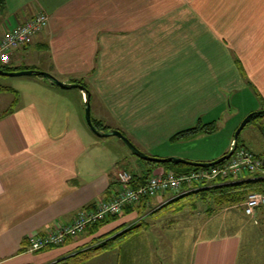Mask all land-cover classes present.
<instances>
[{
	"label": "crops",
	"instance_id": "0c3cea01",
	"mask_svg": "<svg viewBox=\"0 0 264 264\" xmlns=\"http://www.w3.org/2000/svg\"><path fill=\"white\" fill-rule=\"evenodd\" d=\"M2 1L8 17L0 23V38L34 15L49 18L31 44L12 54L11 66L82 83L90 92L97 129L120 131L144 153L159 141L174 142L176 133L199 121L209 128L217 125L213 118L206 122L205 115L227 108L228 96H238L235 109L244 115L264 109V0ZM49 82L41 77L25 81L39 88L37 95L58 88ZM245 97L251 101L248 108L238 106ZM74 100L80 110L84 92L77 91ZM21 103L0 114V264H57L85 247V233L37 252L28 250V237L43 235L56 223H71L79 210L110 198L117 186L114 173L126 168L115 166L112 174L92 163L96 135L88 134L78 111L72 119L78 125L69 127V115L63 120L62 111L53 112L43 98ZM232 142L212 157L189 161H214L228 153ZM170 156L175 155L159 157ZM130 160L133 169L126 171L134 184L145 183L156 167L148 173L153 167ZM128 209L89 239L135 222L136 212ZM208 231L203 226L187 233V250L182 256L176 252L177 264H238L239 232ZM144 245L119 246L83 264L174 263L171 250L154 253Z\"/></svg>",
	"mask_w": 264,
	"mask_h": 264
},
{
	"label": "rangeland",
	"instance_id": "374dc122",
	"mask_svg": "<svg viewBox=\"0 0 264 264\" xmlns=\"http://www.w3.org/2000/svg\"><path fill=\"white\" fill-rule=\"evenodd\" d=\"M3 3L4 2H1L0 0V23L8 17L5 16L8 15V13L4 8ZM2 30H4V24ZM29 78L30 76H0V87L10 89L8 91L0 92V114L18 108L19 105L22 104V100L23 102H26L32 99L39 98L40 100V98H43L48 104V107H53V112L54 110H57L58 112L62 111L63 120L65 114L69 115V127L78 125L73 122L75 115L77 116V111L81 116L80 119L82 123L87 125L84 117L85 100L83 101V106H80V110L75 105L74 95L79 91L78 89L63 90L52 88L55 91L51 90L42 92L41 95H37L39 88H36L32 84L25 83ZM227 98L229 99V108H225L219 114L211 113L210 115H205V121L209 120V118L216 120V126L218 128L216 127L217 129L214 133L203 134L190 140H182L178 142L167 141L162 144L163 141H159L155 144L160 145L152 147L150 150L146 151L145 154L152 157H159L161 154L167 155L171 153L175 156L170 157L195 160L196 158L212 157L221 152L224 148H227L241 121L249 113L261 111H251L244 115L243 111L242 113H239L235 109L237 107L235 103L237 102L236 98L234 99L233 95L228 96ZM245 100L246 101L243 103H239L238 106L241 104L245 108L250 107L251 101H249V97H245ZM214 115H216V117H212ZM85 127H87L88 134L92 133L88 126ZM95 137V146L90 150V160L92 163L94 162L96 165L97 163L100 164L102 168H107L106 170H109V172L112 171L115 166L116 168L122 167L131 171L133 168L131 167L130 162L133 160H130V157L135 159L138 163H142V161L136 158L119 138L115 136L105 138ZM127 138L129 139V137ZM237 147H245L257 155L260 160L262 159L264 155V118H256L243 128L238 138ZM125 153L129 158L127 160L123 159L122 161L125 162L123 163L121 159L126 156L124 155ZM155 167L152 168H155V170L151 175L174 173V171L162 166ZM197 173L198 170H193L188 174L182 175L192 176ZM114 175V177H116V172ZM114 179L117 188L118 183L116 178ZM220 181L221 179H219V177L215 179L192 177L185 180L183 184L185 186V188H183L184 192L180 191L177 194L171 192L164 193L157 199L150 201L148 205H141L134 209L133 212H136L135 222L122 223L105 232L101 236L91 239H89L92 235L91 233L87 234L83 232V234L85 233V235H87V242L84 246L88 247V245L99 244L106 239L119 236L126 229L134 227L132 231L128 232L123 238L118 240L116 247L121 246L124 249L128 246L127 249H129L130 245L147 244L144 245V247L154 253H160L162 250H171L172 258L174 259L173 264H177L179 260L176 257H179L180 254L176 255V252L180 251L182 256L183 250H187V241L189 239L187 236L190 235L187 233H193L196 229L204 226L206 229H209V231H212V234H218L221 236H225L227 233L239 232L241 250L238 264H264V208L258 210L254 217H248L242 213L243 201L231 205L227 204L220 206L215 204L210 198L201 200L198 196L192 194L195 190L214 186L215 183L221 184ZM257 193L264 194L263 192ZM121 216H117L114 220H119ZM168 229L172 231L168 232ZM134 231H138V233H134L132 235L133 238H127ZM135 234H137V236ZM80 235H82V233L78 235L79 237H76L80 239ZM164 264H167V262Z\"/></svg>",
	"mask_w": 264,
	"mask_h": 264
},
{
	"label": "built area",
	"instance_id": "2783aa9c",
	"mask_svg": "<svg viewBox=\"0 0 264 264\" xmlns=\"http://www.w3.org/2000/svg\"><path fill=\"white\" fill-rule=\"evenodd\" d=\"M49 18L44 13L34 15L12 30L6 31L0 38V65H7L12 54L19 48L32 43L35 36L47 26ZM215 179L217 177L232 181L264 178L261 160L245 147H236L231 157L225 162L199 170L196 175H175L162 173L151 175L144 184H134L132 176L125 170L116 172L118 187L108 199L97 200L90 206L79 210L73 221L68 224L56 223L43 235L33 234L28 237L30 252H37L48 247L62 245L68 238L85 232L86 228L114 215L130 205H135L146 198L157 199L167 192L177 194L181 185L190 178ZM264 207V194L250 193L243 203V214L254 217L257 209Z\"/></svg>",
	"mask_w": 264,
	"mask_h": 264
},
{
	"label": "trees",
	"instance_id": "16d2710c",
	"mask_svg": "<svg viewBox=\"0 0 264 264\" xmlns=\"http://www.w3.org/2000/svg\"><path fill=\"white\" fill-rule=\"evenodd\" d=\"M0 69L4 71H17L22 70L21 68H15L11 66V61L7 65H0ZM51 85H53L51 82H49ZM79 83V82H78ZM83 85L82 83H79ZM84 86V85H83ZM9 88L6 87H0V92L8 91ZM7 114V112H5ZM93 122V121H92ZM96 128L99 127V124L93 123ZM216 125L213 124V126L206 127V125H202L200 121L191 129L181 131L179 133H176L172 140L174 142L182 141V140H190L193 139L199 135L203 134H210L211 131L215 129ZM257 157V155H255ZM140 160V159H139ZM142 161V160H141ZM142 163L147 164L151 167L155 166H162L166 169H170L174 171L175 175L181 176L182 174H188L189 172L193 170H204L206 168H195L190 167L183 164H172V163H150L142 161ZM121 171V170H120ZM126 171V170H125ZM152 171V168L148 170V173ZM128 172V171H127ZM129 173V172H128ZM147 175V174H146ZM145 175V176H146ZM134 176V175H133ZM136 177V176H135ZM147 177V176H146ZM139 180H141L139 178ZM144 184V183H142ZM218 184V185H217ZM254 192H263L264 193V178H254V179H248V180H241V181H233V182H223L221 184L215 183L214 186L208 187V188H202L198 189L192 192L195 196H198L201 200H204L206 198H210L215 204L217 205H231L235 203L244 202L247 196L250 193ZM190 194V195H192ZM189 195V194H187ZM185 195V196H187ZM141 201L138 202L137 206L141 204ZM139 204V205H138ZM126 208V207H125ZM129 208L128 210H134V205L127 206ZM264 207H261V209ZM260 210V209H257ZM128 212V211H126ZM117 217V215L110 216L106 218L105 220L99 221L93 225H90L86 228L85 233L87 234H94L97 232V230L105 223L109 222L110 220H114ZM134 227L126 229L123 231L119 236H114L110 239H106L102 241L99 244L96 245H88L77 251L76 253L72 254L69 257H66L65 259H62L57 264H83L93 258L94 256L98 255L101 252H104L109 249H113L116 247V244L118 243V240L120 238H123L125 234L132 231ZM78 236V235H77ZM75 238V237H73Z\"/></svg>",
	"mask_w": 264,
	"mask_h": 264
},
{
	"label": "water",
	"instance_id": "95a60500",
	"mask_svg": "<svg viewBox=\"0 0 264 264\" xmlns=\"http://www.w3.org/2000/svg\"><path fill=\"white\" fill-rule=\"evenodd\" d=\"M0 76H6V77H19V76H30V77H41L43 79L49 80L54 86L63 89V90H68V89H78L80 91H83L85 94V103H84V117L87 126L89 129L98 137L100 138H105L109 136H115L119 138L131 151V153L138 159L145 161V162H150V163H172V164H183L187 165L190 167H195V168H209L213 167L216 165H219L226 160H228L231 155L233 154L235 148L238 145V138L243 130V128L252 120L256 118H264V110L257 111V112H252L249 113L239 124L237 127L234 135H233V142H232V147L226 153L225 155L221 156L220 158L210 161V162H194V161H189L177 157H167V158H159V157H152L148 156L145 153H143L141 150H139L125 135H123L120 131L115 130V129H109L107 131H100L98 130L91 119V113H90V92L88 89L79 84V83H64L57 78H55L53 75L50 73L38 70V69H23V70H17V71H4L0 69ZM229 104V99H227V107ZM262 166L264 167V156L261 159Z\"/></svg>",
	"mask_w": 264,
	"mask_h": 264
},
{
	"label": "flooded vegetation",
	"instance_id": "af4514ba",
	"mask_svg": "<svg viewBox=\"0 0 264 264\" xmlns=\"http://www.w3.org/2000/svg\"><path fill=\"white\" fill-rule=\"evenodd\" d=\"M264 156V155H263Z\"/></svg>",
	"mask_w": 264,
	"mask_h": 264
}]
</instances>
